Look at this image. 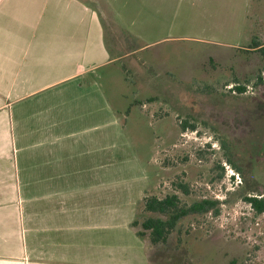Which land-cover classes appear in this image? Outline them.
Listing matches in <instances>:
<instances>
[{
  "label": "rangeland",
  "instance_id": "rangeland-1",
  "mask_svg": "<svg viewBox=\"0 0 264 264\" xmlns=\"http://www.w3.org/2000/svg\"><path fill=\"white\" fill-rule=\"evenodd\" d=\"M139 2L116 0L117 26L102 12L108 57L85 77L99 110L65 131L64 171L106 191L114 215L129 208L155 264H264V213L244 199L264 197V55L251 48L264 46V0ZM168 196L217 204L152 244L142 223L165 216L145 200Z\"/></svg>",
  "mask_w": 264,
  "mask_h": 264
},
{
  "label": "crops",
  "instance_id": "crops-1",
  "mask_svg": "<svg viewBox=\"0 0 264 264\" xmlns=\"http://www.w3.org/2000/svg\"><path fill=\"white\" fill-rule=\"evenodd\" d=\"M102 12L124 19L116 0H0V264H155L129 208L59 155L99 110L85 77L108 57Z\"/></svg>",
  "mask_w": 264,
  "mask_h": 264
},
{
  "label": "trees",
  "instance_id": "trees-1",
  "mask_svg": "<svg viewBox=\"0 0 264 264\" xmlns=\"http://www.w3.org/2000/svg\"><path fill=\"white\" fill-rule=\"evenodd\" d=\"M253 50H259L264 55V46L254 43L251 47ZM257 82L263 83L264 79L260 76ZM234 90L239 93L244 91L241 86H236ZM191 129L195 126L191 125ZM227 161L232 164L230 159ZM237 169V168H236ZM261 196V195H260ZM245 201L252 207L256 214L264 213V197H245ZM176 196H168L163 200H158L155 197H151L145 200V209L148 212L157 213L165 216V219L160 218H148L142 223V228L144 231L149 232V238L152 244H157L159 242L164 243L166 241V236L174 229L176 223L183 217L191 214H200L206 212L209 208H212L217 204L216 201H198L186 208H179ZM133 226H136L134 223ZM137 235L143 237L145 234L141 231L137 232Z\"/></svg>",
  "mask_w": 264,
  "mask_h": 264
}]
</instances>
